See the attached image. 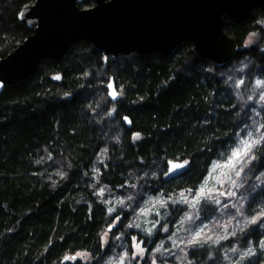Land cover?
<instances>
[{"label": "trees", "instance_id": "obj_1", "mask_svg": "<svg viewBox=\"0 0 264 264\" xmlns=\"http://www.w3.org/2000/svg\"><path fill=\"white\" fill-rule=\"evenodd\" d=\"M33 2L0 0V59L32 33L17 14ZM223 30L238 49L221 67L187 41L113 59L80 40L3 89L0 264H236L232 251L249 247L241 264H264V8ZM251 128L260 143L218 195L186 202ZM168 160L188 166L167 179Z\"/></svg>", "mask_w": 264, "mask_h": 264}, {"label": "water", "instance_id": "obj_2", "mask_svg": "<svg viewBox=\"0 0 264 264\" xmlns=\"http://www.w3.org/2000/svg\"><path fill=\"white\" fill-rule=\"evenodd\" d=\"M76 1L34 0L19 10L17 20L32 33L0 59V94L34 74L42 60L61 61L80 40L113 59L131 53L164 56L187 41L196 57L221 67L238 49L223 30L224 20L243 19L257 5L264 8V0H94L89 8ZM107 88L113 99L111 79ZM174 164L184 167L170 171ZM166 165L172 179L188 163L168 160Z\"/></svg>", "mask_w": 264, "mask_h": 264}, {"label": "rangeland", "instance_id": "obj_3", "mask_svg": "<svg viewBox=\"0 0 264 264\" xmlns=\"http://www.w3.org/2000/svg\"><path fill=\"white\" fill-rule=\"evenodd\" d=\"M264 102V101H263ZM260 125L258 126L259 129ZM259 132L254 131L252 128L248 129L247 131L243 132L242 135L236 137L235 139V143H233V147H231V151L229 153V155L223 159L220 163L217 162L216 160L212 163V165L209 168V172L207 173V175L205 176L204 180L202 181V183L198 186V188L196 189V193L192 198H186V202H193V203H197L198 199L201 198L203 195H211V194H215L218 195L219 190L217 189V185H218V181L219 182H223L224 181V177L227 174V168L232 167V169H235L238 164L242 161V155H243V150H244V145L242 144V141H255L258 140V134ZM241 150V155L237 158V157H233L232 153L236 150ZM232 171L228 172V174H230ZM201 189H203V192H201ZM230 195H234V193H227L226 196H230ZM182 200L184 201L183 195H182ZM185 202V201H184ZM158 208V206H157ZM157 208L154 207L155 212L157 211ZM182 208H184V205H182ZM184 213V212H183ZM181 213V214H183ZM180 214V215H181ZM184 218V215H181L179 217V219ZM205 223H201L197 226V229L194 231L198 232L199 230L201 231L204 227ZM166 228V227H165ZM179 230V228L177 229ZM199 231V232H200ZM193 237L190 236V239H192ZM182 239V238H181ZM264 236H259L257 238V245H256V249L259 251V256H260V260L263 261L264 260ZM137 250V249H136ZM243 251L241 253H236L234 251H232V256L235 259V263L236 264H241V262L249 255H245V253H248L250 255H252L253 253V248L249 247L246 248L244 250V248L242 249ZM249 250H251L249 252ZM136 253H140L139 250L136 251ZM138 255V254H137ZM259 256L252 259L251 261L255 260V259H259ZM84 257V256H82ZM166 264H169L168 261H165Z\"/></svg>", "mask_w": 264, "mask_h": 264}, {"label": "snow or ice", "instance_id": "obj_4", "mask_svg": "<svg viewBox=\"0 0 264 264\" xmlns=\"http://www.w3.org/2000/svg\"><path fill=\"white\" fill-rule=\"evenodd\" d=\"M57 78H59V77H57ZM256 85H257L258 87L264 86V81L257 80V81H256ZM109 87H111V85H109ZM112 96H113V99L116 98V92H115V90H113V94H112ZM260 100L264 101V95H261V96H260ZM262 127H264V126H262ZM260 140H264V136H262V137L260 138ZM260 140H255V141H252V142H249V141H242V144L244 145L243 154H244V155H247V154L251 151V149H252L256 144H259V143H260ZM240 155H241V150H239V149L236 150V151H234V152L232 153V156H233V157H237V158H238ZM182 167H184L183 164H174V165H172L170 171H171V170L178 169V168H182ZM237 175H239V173H237ZM201 192H203V189H201ZM262 215H264V214H262ZM251 222H252V223H255V222H256V219H253ZM197 236H199V233H197ZM193 239L195 240V237H194ZM262 246H264V245H262ZM137 247L139 248V245H137ZM141 251H143V249H141ZM250 251H251V250H249V252H250ZM245 255H248V253H245ZM120 264H123V261H122V260H121Z\"/></svg>", "mask_w": 264, "mask_h": 264}]
</instances>
